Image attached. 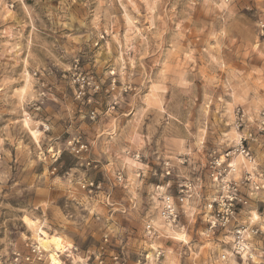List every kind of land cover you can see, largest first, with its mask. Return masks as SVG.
Returning <instances> with one entry per match:
<instances>
[{
  "label": "clouds",
  "instance_id": "clouds-1",
  "mask_svg": "<svg viewBox=\"0 0 264 264\" xmlns=\"http://www.w3.org/2000/svg\"><path fill=\"white\" fill-rule=\"evenodd\" d=\"M0 264H264V0H0Z\"/></svg>",
  "mask_w": 264,
  "mask_h": 264
},
{
  "label": "rangeland",
  "instance_id": "rangeland-1",
  "mask_svg": "<svg viewBox=\"0 0 264 264\" xmlns=\"http://www.w3.org/2000/svg\"><path fill=\"white\" fill-rule=\"evenodd\" d=\"M28 2L30 3V2H31V0H28Z\"/></svg>",
  "mask_w": 264,
  "mask_h": 264
}]
</instances>
